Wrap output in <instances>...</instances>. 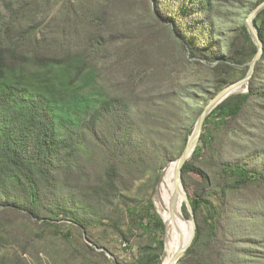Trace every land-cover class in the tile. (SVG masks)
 Segmentation results:
<instances>
[{
  "label": "trees",
  "instance_id": "obj_1",
  "mask_svg": "<svg viewBox=\"0 0 264 264\" xmlns=\"http://www.w3.org/2000/svg\"><path fill=\"white\" fill-rule=\"evenodd\" d=\"M262 1L0 0L3 238L21 253L32 233L91 264H160V171L209 99L246 75L245 19ZM253 23L263 50L248 90L207 115L182 166L196 228L176 264H264V9ZM138 230L144 242L118 255L111 239L131 248ZM74 231L111 256L75 248Z\"/></svg>",
  "mask_w": 264,
  "mask_h": 264
},
{
  "label": "water",
  "instance_id": "obj_2",
  "mask_svg": "<svg viewBox=\"0 0 264 264\" xmlns=\"http://www.w3.org/2000/svg\"><path fill=\"white\" fill-rule=\"evenodd\" d=\"M263 9H264V0L252 9L245 19V25L247 27V30H248L253 42L257 46V51H256L255 55L253 56V58L251 60H249L247 63L243 64V65H248V71H247L246 75L244 77H242L238 80H235L232 83L224 86L211 99H209V101L205 104L201 113L197 117L195 124H194V127H193V130H192L191 134L189 135L187 143H186L185 147L183 148L181 154L175 160H172V161L177 162V172H176V176H175V180H174L175 200L177 198H180L181 199V206L183 203L186 205L190 217H189V219H187V218H185V219L190 220L191 225H192V231H191V236L189 237V240L188 241H182L181 244L177 247V249L175 250V252L172 256V260H171L172 264L173 263L176 264L177 261L183 256V254L185 253L187 248L191 245V242H192L193 237L195 235V228H196L195 219L193 216L192 207H191L190 202H189L188 194H187V192H186V190L182 184V181H181L182 166H183L184 162L192 155L193 151L195 150V147L198 144L200 134L202 132V128L204 125V121H205L207 115L219 103H221L224 99H226L228 96L235 94V93H239V92H246L248 90L249 79H250V77L254 71L256 61L261 57L262 50H263V44H262V41L258 35L256 27L253 23V19ZM172 161H170V162H172ZM169 163H167L160 171L159 178H158L157 184L155 186V190H154V195L156 193H158V186L160 184V180L162 178V175L165 173V168L168 166ZM179 186L181 187L182 190L179 189ZM153 203H154V200H153ZM154 207H155V204H154ZM156 212L158 213L157 210H156ZM158 215H159V213H158ZM161 219H162V217H161ZM163 222L165 225V232H164V238H163V240H164L163 251L165 252L166 224H165L164 220H163ZM83 235H84V239L87 243L95 246L93 243H91L87 239L85 232H83ZM95 248L97 250H104L103 248H98L96 246H95ZM104 251L106 252L107 255L110 256L109 251H107V250H104Z\"/></svg>",
  "mask_w": 264,
  "mask_h": 264
},
{
  "label": "rangeland",
  "instance_id": "obj_3",
  "mask_svg": "<svg viewBox=\"0 0 264 264\" xmlns=\"http://www.w3.org/2000/svg\"><path fill=\"white\" fill-rule=\"evenodd\" d=\"M9 232L12 234L17 233L13 231ZM140 232L139 230L136 231L135 236L132 238V246L127 249H125L126 245L124 242L121 243L118 239H111L110 242L116 253L120 256H128L129 252H134L138 248V245L147 238V235H140ZM73 233L75 248L79 249L78 243L84 240V235L80 238L78 231H74ZM3 234L0 230V264H91V261L80 258L74 247L59 236L37 238L31 233V236L27 237L29 242H31L30 251L21 253L18 246L11 244L8 239L3 238ZM163 257L164 251L161 262Z\"/></svg>",
  "mask_w": 264,
  "mask_h": 264
},
{
  "label": "bare ground",
  "instance_id": "obj_4",
  "mask_svg": "<svg viewBox=\"0 0 264 264\" xmlns=\"http://www.w3.org/2000/svg\"><path fill=\"white\" fill-rule=\"evenodd\" d=\"M171 165L168 164L167 173L165 177L161 178L158 193L153 198L155 209L166 224L165 252L161 264H172L171 260L175 250L182 241L189 240V229L190 236L192 231V225L185 223L183 220L181 199L177 198L175 200L174 180L177 172V162L174 161ZM179 189L182 190L180 186Z\"/></svg>",
  "mask_w": 264,
  "mask_h": 264
}]
</instances>
